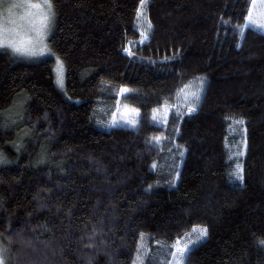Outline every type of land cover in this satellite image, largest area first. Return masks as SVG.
Returning a JSON list of instances; mask_svg holds the SVG:
<instances>
[{
  "label": "trees",
  "instance_id": "1",
  "mask_svg": "<svg viewBox=\"0 0 264 264\" xmlns=\"http://www.w3.org/2000/svg\"><path fill=\"white\" fill-rule=\"evenodd\" d=\"M49 2V57L0 49V264H132L141 234L144 264H171L194 226L207 236L183 264H264V32L243 28L251 0H147L149 38L130 49L141 0ZM210 13V28L185 32ZM38 60L62 61L63 82L52 69L36 95ZM199 79L195 111L174 104ZM118 103L138 110L134 128L109 123ZM86 105L94 140L76 135Z\"/></svg>",
  "mask_w": 264,
  "mask_h": 264
},
{
  "label": "rangeland",
  "instance_id": "2",
  "mask_svg": "<svg viewBox=\"0 0 264 264\" xmlns=\"http://www.w3.org/2000/svg\"><path fill=\"white\" fill-rule=\"evenodd\" d=\"M48 3H50L49 0H0V41L6 40L17 46L23 45L28 48H35L37 52H39V49L41 48H46L45 53L42 55L27 56L16 54L27 59L49 57L47 39L52 29L54 17L52 9L51 12H49ZM14 4L19 6L13 7ZM31 4H38L39 7L33 8L30 6ZM45 15L48 16V20L46 21L47 27L42 28V21ZM212 16L213 14L210 13V15H205L203 17L200 16L199 18L189 20V25H187L185 32L189 33L192 30L203 26L210 28ZM249 24L258 26V31L264 32V0H251L243 28L248 27ZM149 25L150 23L147 17V0H144L143 6L141 2L139 4L134 23L140 36L136 41L129 43V49L137 43H142L148 40L151 32V27ZM253 28L257 30L256 27ZM41 31L44 33L43 40H41L39 35ZM2 48H6L13 53L11 47L4 46ZM52 69H55V74L57 75L58 63L56 65L55 62L53 63L52 61L38 60L30 64L26 71V81L29 90L36 95L39 94ZM95 85V83L92 84L90 88L91 91L94 90ZM205 85V79H199L188 83L175 97L174 104H177V106H186V110L192 113L193 111H191V109H195L202 99ZM197 96L199 99H197ZM171 107L172 106L168 105L154 110L152 112V119L159 124H165ZM88 109L89 106L86 105V108H84V111L78 120L76 135L86 140H94L100 135V133L89 129L86 125ZM138 114V110L134 106L118 103L109 123L111 126L134 128L137 124ZM194 229L196 231H193ZM203 230H206V234L202 235L201 233ZM206 236L207 228L204 226H194L189 232L185 233L173 246L174 254L171 264H183L185 253L187 254L188 249H192L199 242L203 241ZM150 241V235H140L132 264H144L149 251ZM181 249L184 251L181 252Z\"/></svg>",
  "mask_w": 264,
  "mask_h": 264
},
{
  "label": "snow or ice",
  "instance_id": "3",
  "mask_svg": "<svg viewBox=\"0 0 264 264\" xmlns=\"http://www.w3.org/2000/svg\"><path fill=\"white\" fill-rule=\"evenodd\" d=\"M141 4L143 6L144 0H141ZM18 6L19 5H15V4L13 5V7H18ZM30 6L33 7V8L39 7L38 4H31ZM48 9H49V12H51V9H52L51 3H48ZM47 20H48V16L45 15L44 16V19L42 21V28H46L47 27V23H46ZM149 26L151 27V25H149ZM248 27L249 28L256 27L257 30H259V27L256 26V25H254V24H249ZM39 35L41 37V40H43V37H44L43 31H41L39 33ZM4 46L11 47L14 55L20 54V55H27V56H37V55L44 54L45 51H46V48H41V49H39V52H37V50L35 48L24 47L23 45L17 46L16 44H12L11 42H8L6 40L0 41V48H2ZM57 62H58V72H57V75H58V83L62 85V82H63V76H62L63 64H62V61H59L58 60ZM197 99H199L198 96H197ZM191 111H195V109L193 108V109H191ZM237 174H239V166H238V173ZM193 231H196V230L194 229ZM201 234L202 235L203 234H206V230H203ZM262 243H264V242H262ZM180 251L183 252L184 250L181 249ZM188 251H191V249H188ZM185 255H186V253H185Z\"/></svg>",
  "mask_w": 264,
  "mask_h": 264
}]
</instances>
